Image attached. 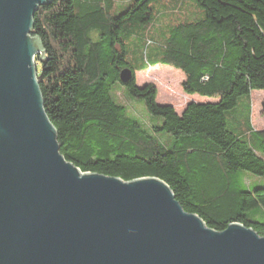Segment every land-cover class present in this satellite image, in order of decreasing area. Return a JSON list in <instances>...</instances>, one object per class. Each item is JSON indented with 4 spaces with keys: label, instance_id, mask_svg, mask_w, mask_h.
Masks as SVG:
<instances>
[{
    "label": "trees",
    "instance_id": "16d2710c",
    "mask_svg": "<svg viewBox=\"0 0 264 264\" xmlns=\"http://www.w3.org/2000/svg\"><path fill=\"white\" fill-rule=\"evenodd\" d=\"M195 4L200 17L182 20L178 1L132 0L121 12L113 0L39 8L32 36L43 45L35 64L45 112L61 154L81 172L124 182L157 178L210 229L239 223L264 237L256 221L264 189L246 190L242 175L264 176V131L250 115L246 134L227 124L239 98L264 91V0ZM158 65L184 74L186 95L217 102L192 103L182 116L159 106L156 87L139 88L135 77ZM125 69L133 73L128 85L120 82ZM121 86L144 103L147 121L119 100Z\"/></svg>",
    "mask_w": 264,
    "mask_h": 264
},
{
    "label": "water",
    "instance_id": "95a60500",
    "mask_svg": "<svg viewBox=\"0 0 264 264\" xmlns=\"http://www.w3.org/2000/svg\"><path fill=\"white\" fill-rule=\"evenodd\" d=\"M51 1L0 0V264H264V237L210 229L163 181L86 174L64 158L32 36Z\"/></svg>",
    "mask_w": 264,
    "mask_h": 264
},
{
    "label": "rangeland",
    "instance_id": "374dc122",
    "mask_svg": "<svg viewBox=\"0 0 264 264\" xmlns=\"http://www.w3.org/2000/svg\"><path fill=\"white\" fill-rule=\"evenodd\" d=\"M175 1H178L180 5L182 4L187 14L182 16L180 18L181 20L200 17V10L197 8L195 0H165L166 3H173ZM113 2L117 10L121 12L130 5L132 0H113ZM154 6H156V3H154ZM164 19L165 17L163 18L160 15L156 21L161 23ZM135 77L136 85L139 88H144L147 85L155 86L158 92L156 98L157 104L159 106L173 107L179 116H182L186 108L192 103L208 104L217 102V100H209L197 95H186L183 89V83L185 81L184 74L170 66L158 65L156 67H150L145 71L136 72ZM117 93L119 100L134 115L142 117L145 121L149 119L147 109L142 101L129 99L125 88L122 86ZM250 104L251 110L249 109ZM249 115L251 116L252 127L256 131H264V91H254L251 93L250 98L247 96L239 98L237 106L227 113L228 129L236 135L248 133L249 126L247 123ZM242 175L246 190L264 189V176H257L248 172H244ZM256 216L257 222L264 223V215L258 213Z\"/></svg>",
    "mask_w": 264,
    "mask_h": 264
},
{
    "label": "bare ground",
    "instance_id": "6f19581e",
    "mask_svg": "<svg viewBox=\"0 0 264 264\" xmlns=\"http://www.w3.org/2000/svg\"><path fill=\"white\" fill-rule=\"evenodd\" d=\"M83 173V172H82ZM243 226V225H242ZM249 229V228H248ZM217 232V231H216Z\"/></svg>",
    "mask_w": 264,
    "mask_h": 264
}]
</instances>
